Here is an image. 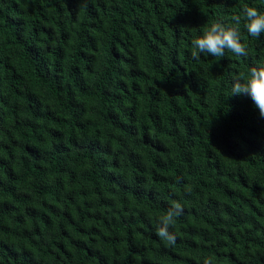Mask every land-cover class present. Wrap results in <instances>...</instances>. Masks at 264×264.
Segmentation results:
<instances>
[{"label":"trees","instance_id":"trees-1","mask_svg":"<svg viewBox=\"0 0 264 264\" xmlns=\"http://www.w3.org/2000/svg\"><path fill=\"white\" fill-rule=\"evenodd\" d=\"M245 5L264 11L0 0V264H264V118L231 91L264 64V34L242 19L247 56L191 57Z\"/></svg>","mask_w":264,"mask_h":264},{"label":"clouds","instance_id":"clouds-1","mask_svg":"<svg viewBox=\"0 0 264 264\" xmlns=\"http://www.w3.org/2000/svg\"><path fill=\"white\" fill-rule=\"evenodd\" d=\"M242 19L248 36L259 39L261 34H264V11L245 5L240 14L231 17L235 26L215 20L202 35L194 38L191 41L193 48L191 57L195 60H199L201 54L223 57L226 50L239 57L247 56V45L241 42L242 37L239 31ZM231 91L232 96H249L259 110L260 117L264 118V64L251 67L248 77L237 74L232 81ZM185 190L190 191V188L186 186ZM183 211V205L173 201L166 214L160 217L156 235L165 242V246L176 245L177 234L170 232L169 228L175 224V218L182 215ZM214 259V257H204L202 264H213Z\"/></svg>","mask_w":264,"mask_h":264}]
</instances>
